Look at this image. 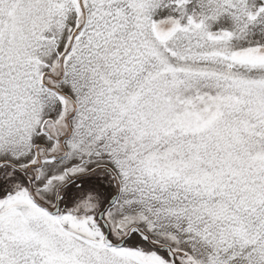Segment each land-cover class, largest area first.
Returning <instances> with one entry per match:
<instances>
[{
    "label": "snow or ice",
    "instance_id": "6c2138e0",
    "mask_svg": "<svg viewBox=\"0 0 264 264\" xmlns=\"http://www.w3.org/2000/svg\"><path fill=\"white\" fill-rule=\"evenodd\" d=\"M0 264H264V0H0Z\"/></svg>",
    "mask_w": 264,
    "mask_h": 264
}]
</instances>
